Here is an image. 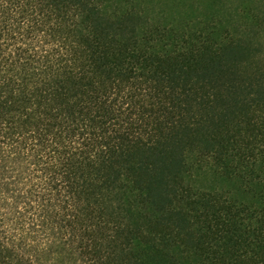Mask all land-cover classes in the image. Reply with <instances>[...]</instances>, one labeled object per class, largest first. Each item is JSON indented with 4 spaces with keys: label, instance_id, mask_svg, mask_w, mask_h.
Returning <instances> with one entry per match:
<instances>
[{
    "label": "trees",
    "instance_id": "trees-1",
    "mask_svg": "<svg viewBox=\"0 0 264 264\" xmlns=\"http://www.w3.org/2000/svg\"><path fill=\"white\" fill-rule=\"evenodd\" d=\"M0 264H264V0H0Z\"/></svg>",
    "mask_w": 264,
    "mask_h": 264
}]
</instances>
